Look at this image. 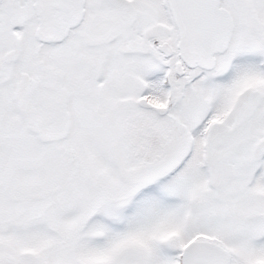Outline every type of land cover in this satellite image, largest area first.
I'll use <instances>...</instances> for the list:
<instances>
[{
	"label": "snow or ice",
	"instance_id": "6c2138e0",
	"mask_svg": "<svg viewBox=\"0 0 264 264\" xmlns=\"http://www.w3.org/2000/svg\"><path fill=\"white\" fill-rule=\"evenodd\" d=\"M0 264H264V0H0Z\"/></svg>",
	"mask_w": 264,
	"mask_h": 264
}]
</instances>
